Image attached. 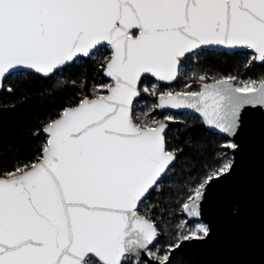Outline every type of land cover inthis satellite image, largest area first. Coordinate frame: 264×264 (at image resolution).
Wrapping results in <instances>:
<instances>
[{"label": "snow or ice", "instance_id": "1", "mask_svg": "<svg viewBox=\"0 0 264 264\" xmlns=\"http://www.w3.org/2000/svg\"><path fill=\"white\" fill-rule=\"evenodd\" d=\"M98 46L111 49L104 94L66 109L43 129L48 139L34 162L0 174V264H127L142 252L152 256L159 229L138 206L179 150L167 148L164 121L135 116L141 92L156 95L141 80L176 81L183 60L205 46L248 49L251 60L264 62V0H0V79L17 68L52 77ZM235 79L162 92L153 107L194 109L205 124L235 135L245 105L264 106V81L237 87ZM231 168L224 163L193 190L183 205L190 216L199 215L206 185ZM207 235L199 225L181 239ZM156 259L169 264L170 256Z\"/></svg>", "mask_w": 264, "mask_h": 264}, {"label": "trees", "instance_id": "2", "mask_svg": "<svg viewBox=\"0 0 264 264\" xmlns=\"http://www.w3.org/2000/svg\"><path fill=\"white\" fill-rule=\"evenodd\" d=\"M94 53L88 59L78 58L49 78L28 72L6 78L0 93V174L13 171L18 165L34 162L47 142L43 129L59 118L66 108L76 107L85 97L94 98L97 92L104 94L106 90L99 86L108 84L103 71L111 50L103 47ZM251 55L247 50L225 53L201 49L196 55V63L192 54L183 60L182 65L188 63L193 67L186 73H180L175 84L170 87L160 84L159 87L175 92L199 91L203 83L228 76L236 77L233 80L235 85L240 80H250L256 81L258 86L260 81H264V64L251 60ZM200 76L206 79L200 81ZM147 80L153 81L144 78L141 89ZM146 99L149 100L148 106L134 107L135 116L139 120L147 116L148 120L167 122V148L179 150L175 165L138 209L159 229L158 240L150 249L156 259L182 240L185 232L178 228V224L185 218L183 205L189 202L193 190L208 175L231 161V148L224 147L230 143L229 139L208 131L198 117L181 115L179 120H166V114H159L153 108L156 97L150 94L141 92V98L135 104Z\"/></svg>", "mask_w": 264, "mask_h": 264}, {"label": "water", "instance_id": "3", "mask_svg": "<svg viewBox=\"0 0 264 264\" xmlns=\"http://www.w3.org/2000/svg\"><path fill=\"white\" fill-rule=\"evenodd\" d=\"M103 47L107 46H98L97 50ZM202 49L225 53L247 50L252 54L251 50L248 49H229L224 46H205ZM97 50L93 51L96 52ZM92 55L90 54L89 57ZM89 57L81 58L88 59ZM255 62L264 64V62L257 60ZM21 72L34 73L49 78L30 69L10 70L3 79H0V93L6 78ZM103 75L112 83L111 78L106 76L104 71ZM144 78H151L165 86H171L178 81L177 79L171 83H166L150 75L143 77L142 80ZM214 82L211 81L208 84ZM231 83L235 85L233 81ZM140 98L141 95L136 98L134 104ZM156 111L159 114H188L198 117L208 131L217 133L236 145L235 149H230L231 170L220 175L219 178H213L202 190L203 195L198 202L199 215L190 216L183 208L184 217L189 222L204 223L208 229V235L203 239L179 241L180 247L169 252V264H264V106L245 105L241 110L239 128L235 135H229L205 124L202 115L194 109L164 108L156 109ZM166 124L165 134L169 129V124ZM43 135L48 139V135L44 131ZM176 161L170 168L175 165ZM160 183L158 182V184ZM149 194L141 201L138 209ZM157 240L149 246V250ZM132 257L138 263L159 264V261L149 256L148 252H142L138 256Z\"/></svg>", "mask_w": 264, "mask_h": 264}, {"label": "rangeland", "instance_id": "4", "mask_svg": "<svg viewBox=\"0 0 264 264\" xmlns=\"http://www.w3.org/2000/svg\"><path fill=\"white\" fill-rule=\"evenodd\" d=\"M198 51H200V50H198ZM197 55V54H196ZM196 55H194L193 56V62L194 63H196L197 61H198V58L196 57ZM193 67V65H189L188 63H187V65L185 64V65H181V73L183 74V73H186L189 69H191ZM250 80H240V83L239 84H237L236 86L237 87H242V86H244L247 82H249ZM108 84H111V82L110 81H108ZM108 84H106V85H108ZM159 85H160V83H158L157 81H149V80H147L145 83H144V86H143V88L144 87H148L149 88V90L151 91L152 90V88L155 86L156 87V95H151L150 94V96L151 97H156V99H157V97L159 96V94L160 93H162V92H167V91H171V92H175V91H173V90H171V89H169V88H160L159 87ZM250 86H252V87H257L256 85H250ZM100 87V86H99ZM167 87H170V86H167ZM200 91V90H199ZM148 94V93H147ZM158 95V96H157ZM148 104H149V100L148 99H146V100H143L142 102H139V103H136V104H134V107L135 106H140V107H145V106H148ZM154 106V105H153ZM154 108V107H153ZM150 109H151V107H150ZM156 109V108H155ZM174 115H178V116H173V115H171V113H167L166 114V117H165V119L167 118V117H172V120L174 121H176V120H179L180 119V116L181 115H188V114H174ZM167 120V119H166ZM165 123H167V122H165ZM230 141V140H229ZM230 143L231 144H233L231 141H230ZM231 160H232V157H231ZM186 221H188L186 218H184V219H181V221H180V223L178 224V228L179 229H182L185 233H184V235H189L190 234V232L191 231H194V230H196L197 229V227L199 226V225H203V226H205L206 227V225L204 224V223H202V222H189L188 224H186ZM207 228V227H206ZM183 235V236H184ZM181 241V240H180ZM179 243V242H178ZM170 252V251H169ZM169 252H167L166 254H169ZM153 258V257H152ZM127 263L129 264H137L138 262H137V260L134 258V257H129V259L127 260ZM138 264H141V263H138Z\"/></svg>", "mask_w": 264, "mask_h": 264}, {"label": "flooded vegetation", "instance_id": "5", "mask_svg": "<svg viewBox=\"0 0 264 264\" xmlns=\"http://www.w3.org/2000/svg\"><path fill=\"white\" fill-rule=\"evenodd\" d=\"M150 251V250H149ZM152 257V256H151ZM153 259H155V258H153ZM155 260H157V259H155ZM141 264H145L144 262H141Z\"/></svg>", "mask_w": 264, "mask_h": 264}]
</instances>
